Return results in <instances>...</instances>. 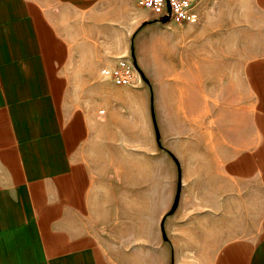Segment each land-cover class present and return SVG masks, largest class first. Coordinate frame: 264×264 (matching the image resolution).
<instances>
[{
    "label": "crops",
    "instance_id": "crops-1",
    "mask_svg": "<svg viewBox=\"0 0 264 264\" xmlns=\"http://www.w3.org/2000/svg\"><path fill=\"white\" fill-rule=\"evenodd\" d=\"M66 4L0 0V264H164L162 240L124 217L148 207L147 89L110 45L75 41L52 9ZM222 98L217 148H189L195 177L219 183L218 237L197 246L219 249L204 264H264V100Z\"/></svg>",
    "mask_w": 264,
    "mask_h": 264
},
{
    "label": "rangeland",
    "instance_id": "rangeland-1",
    "mask_svg": "<svg viewBox=\"0 0 264 264\" xmlns=\"http://www.w3.org/2000/svg\"><path fill=\"white\" fill-rule=\"evenodd\" d=\"M189 1L185 17L167 21L138 0H67L52 8L62 11L75 41L110 45L117 68L147 89L148 207L124 217L133 236L146 223L149 244L162 240L164 264H204L205 250L218 254V247L197 245L205 234L218 237L219 183L195 177L189 148H217L222 97L229 106L243 98L245 111L264 100V0L249 8L234 0L211 7L202 0L195 8ZM195 157L205 158L202 151Z\"/></svg>",
    "mask_w": 264,
    "mask_h": 264
},
{
    "label": "built area",
    "instance_id": "built-area-1",
    "mask_svg": "<svg viewBox=\"0 0 264 264\" xmlns=\"http://www.w3.org/2000/svg\"><path fill=\"white\" fill-rule=\"evenodd\" d=\"M141 6L152 8L160 17L169 16L182 19L185 17L189 0H138ZM194 20V18H193Z\"/></svg>",
    "mask_w": 264,
    "mask_h": 264
},
{
    "label": "water",
    "instance_id": "water-1",
    "mask_svg": "<svg viewBox=\"0 0 264 264\" xmlns=\"http://www.w3.org/2000/svg\"><path fill=\"white\" fill-rule=\"evenodd\" d=\"M161 20L162 21H167V20H169V16H163V17H161Z\"/></svg>",
    "mask_w": 264,
    "mask_h": 264
}]
</instances>
